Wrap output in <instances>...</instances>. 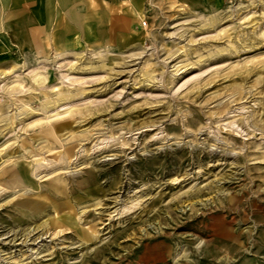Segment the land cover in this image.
Masks as SVG:
<instances>
[{"label": "rangeland", "instance_id": "obj_1", "mask_svg": "<svg viewBox=\"0 0 264 264\" xmlns=\"http://www.w3.org/2000/svg\"><path fill=\"white\" fill-rule=\"evenodd\" d=\"M109 15L0 67V264H264V0Z\"/></svg>", "mask_w": 264, "mask_h": 264}, {"label": "crops", "instance_id": "obj_2", "mask_svg": "<svg viewBox=\"0 0 264 264\" xmlns=\"http://www.w3.org/2000/svg\"><path fill=\"white\" fill-rule=\"evenodd\" d=\"M109 1L0 0V67L7 70L15 54L70 53L78 35L108 31Z\"/></svg>", "mask_w": 264, "mask_h": 264}, {"label": "bare ground", "instance_id": "obj_3", "mask_svg": "<svg viewBox=\"0 0 264 264\" xmlns=\"http://www.w3.org/2000/svg\"><path fill=\"white\" fill-rule=\"evenodd\" d=\"M57 90V89H56ZM52 132H53V130H52ZM54 133V132H53ZM22 177H24L23 175H21ZM20 178V177H19ZM21 181V180H20ZM135 206V205H134Z\"/></svg>", "mask_w": 264, "mask_h": 264}, {"label": "built area", "instance_id": "obj_4", "mask_svg": "<svg viewBox=\"0 0 264 264\" xmlns=\"http://www.w3.org/2000/svg\"><path fill=\"white\" fill-rule=\"evenodd\" d=\"M144 25H145V23H144Z\"/></svg>", "mask_w": 264, "mask_h": 264}]
</instances>
